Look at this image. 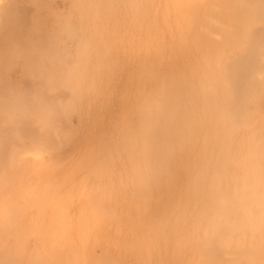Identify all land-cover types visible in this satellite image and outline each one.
I'll list each match as a JSON object with an SVG mask.
<instances>
[{
  "label": "rangeland",
  "instance_id": "obj_1",
  "mask_svg": "<svg viewBox=\"0 0 264 264\" xmlns=\"http://www.w3.org/2000/svg\"><path fill=\"white\" fill-rule=\"evenodd\" d=\"M201 3L0 0V264H264V0Z\"/></svg>",
  "mask_w": 264,
  "mask_h": 264
},
{
  "label": "bare ground",
  "instance_id": "obj_2",
  "mask_svg": "<svg viewBox=\"0 0 264 264\" xmlns=\"http://www.w3.org/2000/svg\"><path fill=\"white\" fill-rule=\"evenodd\" d=\"M201 1H203V0H200V3H201ZM204 1H205V0H204ZM204 1H203L200 5H203V4H204ZM207 1H209V0H207ZM211 1H212V0H211ZM191 2H192V1H191ZM196 2H197V0H196ZM207 3H208V2H207ZM212 3H213V2H212ZM212 3L210 2V6H211ZM190 5H191V4H190ZM212 5H213V4H212ZM192 7H193V6H192ZM200 7H202V6H200ZM205 7H207V6H204V8H205ZM197 9H198V8H197ZM212 9H213V7L211 8V10H212ZM202 10H203V9H202ZM206 10H208V9H206ZM211 10H210V12H212ZM190 11H191V10H190ZM192 11H193V10H192ZM195 11H196V10H195ZM208 11H209V10H208ZM196 13H197V11H196ZM202 13H203V14H202ZM215 13H216V12H215ZM218 13H219V12H218ZM223 13H224V12H223ZM211 14H213V13H211ZM211 14H210V15H211ZM221 14H222V13H221ZM191 15H192V14H190V17H191ZM197 15H198V14H196V17H197ZM200 15H201V20H200V19H199V20H200L201 22H199V24L196 22L198 25H200V27L198 26V27H199V28H198L199 30L196 29V30H197L196 33H198V36L196 35V37L199 38V36H200V35H199V32H200V34H201L202 36H204V37L206 38V40H207V38H209L208 41H206L204 38H202L203 40H205V42H204V41H201V42L204 43V44H208V42H211V44H210V43H209V44H210V46L212 45V47H213L212 41H213V43H214L213 35L215 34V32L213 33V26H214L213 24H216V23L219 22L218 20L215 19L218 15H217V16L215 15V16H216V17L214 18L215 21H213V16H212V15L210 16L209 13H207V12L205 11V9L203 10V12H201ZM192 16H193V15H192ZM193 17H195V16H193ZM196 17H195V18H196ZM198 17H199V16H198ZM218 17H219V16H218ZM218 17H217V18H218ZM195 18H193V19H195ZM199 18H200V17H199ZM221 18H222V17H221ZM225 18H226V17H225ZM193 19H192V20H193ZM189 20H190V19H189ZM222 20H223V19H222ZM227 20H228V19H227ZM187 21H188V20H187ZM193 21L195 22L196 20H193ZM216 21H217V22H216ZM214 22H215V23H214ZM229 22H230V21H229ZM187 23H188V22H187ZM189 23H190V22H189ZM197 24H196V26H197ZM230 24H231V22H230ZM230 24H229V25H230ZM219 25H220V23H219ZM226 25H227V21H226ZM192 26H193V25H192ZM222 26H223V25H222ZM178 27H179V26H178ZM215 27H217V26H215ZM190 28H191V27L189 26V29H190ZM220 28H222V27H220ZM229 28H230V27H229ZM189 29H188V31H189ZM214 29H216V28H214ZM218 29H219V28H218ZM225 29H226V28H225ZM227 29H228V28H227ZM234 29H235V28H234ZM228 30H229V29H228ZM198 31H199V32H198ZM215 31H216V30H215ZM221 31H222V30H221ZM232 31H233V30H232ZM176 32H177V31H176ZM194 32H195V31H194ZM225 32H226V31H225ZM225 32H222V33H225ZM229 32H230V31H229ZM234 32H235V31H234ZM177 33H178V32H177ZM216 33H217V32H216ZM220 33H221V32H220ZM180 34H181V33H180ZM218 34H219V32H218ZM229 34H230V33H229ZM235 34H236V33H235ZM235 34H234V35H235ZM178 35H179V33H178ZM215 35H217V34H215ZM224 35H225V34H224ZM237 35H238V34H237ZM180 36H183V38H184V35H180ZM188 36H189V35H188ZM220 36H222V35H220ZM194 37H195V36H194ZM224 37H225V36H224ZM229 37H230V36H229ZM229 37L227 36L228 39H229ZM179 38H180V37H179ZM183 38H181V39H183ZM185 38H186V37H185ZM230 38H231V37H230ZM185 40H186V39H185ZM191 40H193V39H191ZM199 40H200V38H199ZM210 40H211V41H210ZM225 40H226V39H225ZM230 40H231V39H230ZM194 41H195V40H194ZM226 41H227V40H226ZM185 42H186V41H185ZM192 42H193V41H192ZM192 42H191V43H192ZM206 42H207V43H206ZM202 43H200V45H201ZM215 43H216V41H215ZM182 44H183V43H182ZM193 44H194V43H193ZM225 44H226V43H225ZM228 44H229V43H228ZM228 44H227V45H228ZM236 44H237V43H236ZM185 45H186V43H185ZM185 45H184V46H185ZM195 45H196V44H195ZM202 45H203V44H202ZM202 45H201V46H202ZM214 45H215V44H214ZM187 46H188V45H187ZM201 46H200V47H201ZM203 46H204V48H205V46H208V45H203ZM210 46H208V49L212 48V47H210ZM219 46H220V45H219ZM225 46H226V45H225ZM233 46H234V45H233ZM196 47H197V46H196ZM186 48H187V47H186ZM236 48H237V47H236ZM236 48H235V49H236ZM206 49H207V48H206ZM208 49H207V51L210 52V50H208ZM228 49H229V48H228ZM173 50H174V49H173ZM196 50H197V49H196ZM204 50H205V49H202V47H201L200 52H201V51H204ZM211 50H213V48H212ZM232 50H233V49H232ZM197 51L199 52V50H197ZM207 51H206V52H205V51H204V52H201V54H202V53H203V55H204V53L209 54ZM178 52H179V51H178ZM180 52H181V51H180ZM220 52H221V51H220ZM229 52H230V51H229ZM196 53H197V52H196ZM221 53H222V52H221ZM242 53H243V51H242ZM177 54H178V53H177ZM210 54H212V53H210ZM210 54H209V55H210ZM179 55H181V54H179ZM182 55H183V54H182ZM182 55H181V56H182ZM186 55H187V54H186ZM205 55H206V54H205ZM205 55H204V56H205ZM173 56H174V53H173ZM187 56H188V55H187ZM196 56H197V55H196ZM207 56H208V55H206L205 58H207ZM211 56H212V55H211ZM211 56H208V57H211ZM168 57H169V56H168ZM184 57H185V56H184ZM188 57H189V56H188ZM193 57H194V56H193ZM219 57H220V56H219ZM219 57H218V58H219ZM153 58H154V57H153ZM200 58H201V56H200ZM202 58H203V57H202ZM212 58H213V57H212ZM227 58H228V57H227ZM160 59H161V58H160ZM160 59H159V60H160ZM167 59H168V58H167ZM195 59H197V58H195ZM234 59H235V58H234ZM161 60H162V59H161ZM180 60H181V59H180ZM189 60H190V59H189ZM203 60H204V59H203ZM148 61H149V60H148ZM148 61H147V62H148ZM166 61H167V60H166ZM173 61H174V60H173ZM205 61H206V60H205ZM207 61H208V60H207ZM216 61H217V60H216ZM237 61H238V60H237ZM237 61H236V62H237ZM242 61H243V60H242ZM203 62H204V61H203ZM223 62H224V61H223ZM223 62H222V63H223ZM233 62H234V61H233ZM244 62H245V61H244ZM177 63H178V62H177ZM183 63H185L186 65L189 66L188 62L186 63V60H185V62L183 61ZM197 63H198V61H197ZM208 63H210V62H208ZM225 63H226V62H225ZM239 63H240V62H239ZM155 64H156V63H155ZM159 64H160V63H159ZM181 64H182V63H181ZM202 64H203V63H202ZM229 64H230V62H229ZM244 64H245V63H244ZM177 65H178V64H177ZM186 65H184V66H186ZM193 65H194V64H193ZM204 65H205V64H203V66H204ZM206 65H207V64H206ZM206 65H205V67L208 66V65H207V66H206ZM217 65H218V64H217ZM241 65H242V64H241ZM150 66H151V65H150ZM152 66H153V65H152ZM163 66H164V65H163ZM188 66H187V68L189 69ZM196 66H197V65H196ZM209 66H210V65H209ZM209 66H208V67H209ZM218 66H219V65H218ZM236 66H237V65H236ZM173 67H174V66H173ZM179 67H180V66H179ZM223 67H224V66H223ZM239 67H240V66H239ZM147 68H148V67H147ZM150 68H151V67H150ZM154 68H155V67H154ZM177 68H178V66H177ZM190 68H191V67H190ZM242 68H244V67H242ZM203 69H204V68H203ZM206 69H207V68H206ZM238 69H239V68H238ZM146 70H147V69H146ZM152 70H153V69H152ZM162 70H163V69H162ZM193 70H194V69H193ZM234 70H236V69L234 68ZM175 71H176V70H175ZM220 71H221V70H220ZM220 71H219V72H220ZM223 71H224V70H223ZM230 71H231V70H230ZM156 72H157V71H156ZM167 72H168V71H167ZM194 72H196V71H194ZM203 72H204V71H203ZM205 72H206V71H205ZM227 72H228V71H227ZM231 72H232V71H231ZM191 73H192V72H191ZM235 73H236V72H235ZM181 74H182V73H181ZM194 74H195V73H194ZM151 75H152V74H151ZM151 75H150V76H151ZM201 75H202V74H201ZM203 75H204V74H203ZM210 75H211V73H210ZM222 75H223V74H222ZM230 75H231V74H230ZM239 75H240V74H239ZM169 76H170V75H169ZM228 76H229V75H228ZM152 77H153V76H152ZM177 77H179V76H177ZM194 77H195V76H194ZM199 77H200V76H199ZM207 77H208V76H207ZM243 77H244V76H243ZM243 77H241V78H243ZM247 77H248V76H247ZM203 78H205V77H202V79H203ZM209 78H210V77H209ZM224 78H225V77H224ZM183 79H184V78H183ZM188 79H189V78H188ZM230 79H231V78H230ZM154 80H155V79H154ZM173 80L175 81L176 79H173ZM181 81H182V80H181ZM190 81H191V80H190ZM239 81H240V80H239ZM241 81H242V80H241ZM170 82H171V81H170ZM203 82H204V81H203ZM207 82H208V81H207ZM209 82H210V81H209ZM243 82L245 83L246 80L243 81ZM182 83H183V81H182ZM188 83H189V81H188ZM199 83H200V82H199ZM227 83H228V82H227ZM244 83H243V84H244ZM174 84H175V83H174ZM180 84H181V83H180ZM189 84H190V83H189ZM189 84H188V85H189ZM192 84H193V83H192ZM201 84H202V83H201ZM210 84H211V83H210ZM224 84H225V83H224ZM225 85H226V84H225ZM173 86H174V85H173ZM190 86H191V85H190ZM193 86H194V85H193ZM198 86H199V85H198ZM230 86H231V85H230ZM165 87H166V86H165ZM177 87H178V86H177ZM182 87H183V86H182ZM188 87H189V86H188ZM194 87H195V86H194ZM202 87H203V86H202ZM202 87H201V88H202ZM209 87H210V85H209L208 87H206V88H208V89L210 90L211 87H210V88H209ZM142 88H143V87H142ZM166 88H167V87H166ZM189 88H190V87H189ZM199 88H200V87H199ZM212 88H213V87H212ZM224 88H225V87H224ZM184 89H185V88H184ZM215 89H216V88H215ZM215 89H214V91L212 90V92H214V94H213L214 96H215V94H216L215 91L217 90V89H216V90H215ZM230 89H231V88H230ZM192 90H193V89H192ZM228 90H229V89H228ZM148 91H149V90H148ZM201 91H202V90H201ZM203 91H204V90H203ZM203 91H202V94H203ZM220 91H221V90H220ZM226 91H227V90H226ZM236 91H237V90H236ZM186 92H187V91H186ZM188 92H189V91H188ZM208 92L210 93V91H208ZM224 92H225V91H224ZM160 93H161V92H160ZM179 93H180V92H179ZM197 93H198V92H197ZM200 93H201V92H200ZM200 93H199V94H200ZM227 93H228V92H227ZM245 93H246V92H245ZM149 94H150V93H149ZM147 95H148V94H147ZM161 95H162V94H161ZM166 95H167V94H166ZM204 95H205V94H204ZM206 95H207V94H206ZM229 95H230V94H229ZM163 96H164V95H163ZM177 96H178V95H177ZM186 96H187V95H186ZM208 96H209V95H208ZM211 96H212V95H211ZM227 96H228V95H227ZM231 96H232V95H230V97H231ZM144 97H145V96H144ZM144 97H143V98H144ZM149 97H150V96H149ZM164 97H165V96H164ZM200 97H201V96H200ZM204 97H205V96H204ZM212 97H213V96H212ZM216 97H218V96H216ZM238 97H239V96H238ZM143 98H142V99H143ZM161 98H162V97H161ZM197 98H198V96H197ZM197 98H196V99H197ZM209 98H210V97H209ZM223 98H224V97H223ZM223 98H222V99H223ZM144 99H145V98H144ZM215 99H216V98H215ZM226 99H227V98H226ZM148 100H149V99H148ZM174 100H175V99H174ZM203 100H204V99H203ZM213 100H214V99H213ZM168 101H169V100H168ZM179 101H180V100H179ZM188 101H189V100H188ZM196 101H198V100H196ZM201 101H202V100H201ZM221 101H222V100H221ZM224 101H225V100H224ZM227 101H228V100H227ZM227 101H226V102H227ZM185 102H186V101H185ZM203 102H207V101H203ZM235 102H236V101H235ZM164 103H165V101H164ZM180 103H181V102H180ZM187 103H189V102H187ZM201 103H202V102H201ZM220 103H221V102H220ZM220 103H219V104H220ZM183 104H184V103H183ZM215 104H216V103H215ZM149 105H150V104H149ZM188 105H189V104H188ZM225 105H226V104H225ZM153 106H154V105H153ZM157 106H158V105H157ZM162 106H163V104H162ZM178 106H179V105H178ZM242 106H243V105H242ZM149 107H150V106H149ZM182 107H183V106H182ZM189 107H190V106H189ZM215 107H216V106H215ZM217 107H218V106H217ZM221 107H222V106H221ZM245 107H246V106H245ZM170 108H171V107H170ZM243 108H244V107H243ZM147 109L150 110L149 108H147ZM190 109H191V108H190ZM208 109H209V108H208ZM148 110H147V111H148ZM156 110H157V109H156ZM165 110H166V109H165ZM171 110H172V109H171ZM188 110H189V109H188ZM203 110H204V109H203ZM203 110H202V112H203ZM214 110L216 111V109H214ZM222 110H223V108H222ZM191 111H192V110H191ZM208 111H209V110H208ZM208 111H207V112H208ZM212 111H213V110H212ZM212 111H211V112H212ZM238 111H240V110H238ZM158 112H159V111H158ZM161 112H162V111H161ZM216 112H217V111H216ZM208 113H209V112H208ZM219 113H220V112H219ZM219 113H218V114H219ZM232 113H233V112H232ZM162 114H163V113H162ZM164 114H165V113H164ZM169 114H171V113L169 112ZM173 114H174V113H173ZM204 114H206V113H204ZM210 114H211V113H210ZM214 114H215V113H214ZM194 115H195V114H194ZM230 115H231V114H230ZM245 115H246V114H245ZM142 116H143V115H142ZM145 116H146V115H145ZM163 116H164V115H163ZM168 116H169V115H168ZM168 116H167V117H168ZM177 116H178V114H177ZM183 116H184V115H183ZM188 116H189V115H188ZM198 116H199V115H198ZM201 116H203V115H201ZM204 116H205V115H204ZM209 116H210V115H209ZM211 116H212V115H211ZM240 116H241V115H240ZM169 117H170V116H169ZM172 117H173V116H172ZM172 117H171V118H172ZM189 117H190V116H189ZM213 117H214V116H213ZM213 117H212V118H213ZM233 117H234V116H233ZM244 117H245V116H244ZM174 118H176V117H174ZM179 118H180V117H179ZM198 118H199V117H198ZM204 118H205V117H204ZM214 118H215V117H214ZM242 118H243V117H242ZM242 118H241V119H242ZM245 118H246V117H245ZM150 119H152V118H150ZM167 119H168V118H167ZM167 119H166V120H167ZM177 119H178V117H177ZM187 119H188V118H187ZM194 119H195V118H194ZM219 119H220V117H219ZM243 119H244V118H243ZM199 120H200V119H199ZM217 120H218V119H217ZM220 120H221V119H220ZM156 121H157V120H156ZM156 121H155V122H156ZM172 121H173V120H172ZM180 121H181V120H180ZM245 121H246V120H245ZM245 121H244V122H245ZM175 122H176V121H175ZM189 122H190V118H189ZM224 122H225V120H224ZM242 122H243V121H242ZM183 123H184V122H183ZM200 123H201V122H200ZM216 123H217V122H216ZM231 123H232V122H231ZM149 124H150V123H149ZM180 124H181V123H180ZM196 124H197V123H196ZM198 124H199V123H198ZM221 124H222V123H221ZM232 124H233V123H232ZM234 124H235V123H234ZM166 125H167V124H166ZM174 125H175V124H174ZM202 125H203V124H202ZM208 125H210V124H208ZM215 125H216V124H215ZM222 125H223V124H222ZM139 126H140V125H139ZM163 126H164V124H163ZM175 126H176V125H175ZM177 126H178V125H177ZM216 126H217V125H216ZM234 126H235V125H234ZM236 126H237V125H236ZM155 127H156V126H155ZM173 127H174V126H173ZM213 127H214V126H213ZM219 127H220V126H219ZM164 128H165V126H164ZM179 128H180V127H179ZM189 128H190V127H189ZM201 128H203V127L201 126ZM206 128H207V127H206ZM206 128H205V129H206ZM215 128H216V127H215ZM217 128H218V127H217ZM139 129H140V127H139ZM157 129H158V128H157ZM166 129H167V126H166ZM166 129H164V130H166ZM223 129H224V127H223ZM225 129H226V128H225ZM200 130H201V129H200ZM180 131H181V129H180ZM180 131H179V132H180ZM196 131H197V130H196ZM209 131H210V130H209ZM209 131H208V132H209ZM216 131H217V130H216ZM145 132H146V131H145ZM148 132H149V131H148ZM156 132H157V131H156ZM156 132H155V134H156ZM194 132H195V131H194ZM152 133H153V131H152ZM165 133H166V131H165ZM180 133H181V132H180ZM182 133H183V130H182ZM200 133H201V131H200ZM202 133H203V132H202ZM204 133H205V132H204ZM223 133H224V132H223ZM229 133H230V131H229ZM159 134H160V133H159ZM167 134H168V132H167ZM184 134H185V133H184ZM220 134H221V133H220ZM145 135H146V134H145ZM191 135H192V134H191ZM200 135H201V134H200ZM148 136H149V135H148ZM161 136H162V135H161ZM182 136H184V135H182ZM195 136L197 137V135H194V137H195ZM204 136H205V135H204ZM206 136H207V135H206ZM154 137H155V136H154ZM173 137H174V136H173ZM189 137H190V135H189ZM191 137H192V136H191ZM191 137H190V139H191ZM221 137H222V135L220 136V138H221ZM167 138H168V137H167ZM178 138H179V137H178ZM192 138H193V137H192ZM202 138H203V137H202ZM144 139H145V137H144ZM147 139H148V138H147ZM169 139H170V136H169ZM169 139H168V140H169ZM176 139H177V138H176ZM197 139H198V138H197ZM209 139H210V138H209ZM215 139H216V138H215ZM242 139H243V138H242ZM178 140H179V139H178ZM186 140H187V139H186ZM194 140H195V138H194ZM210 140H211V139H210ZM243 140H244V139H243ZM153 141H155V140H153ZM170 141H171V140H170ZM187 141H188V140H187ZM187 141H186V142H187ZM191 141H192V140H191ZM208 141H209V140H208ZM212 141H213V140H212ZM240 141H241V140H240ZM162 142H163V141H161V143H162ZM179 142H180V141H179ZM196 142H197V141H196ZM205 142H206V140H205ZM237 142H238V141H237ZM183 143H184V142H183ZM187 143H188V142H187ZM189 143H190V142H189ZM191 143H192V142H191ZM225 143H226V142H225ZM230 143H231V142H230ZM240 143H241V142H240ZM138 144H139V143H138ZM201 144H202V142H201ZM237 144H238V143H237ZM176 145H177V144H176ZM178 145H179V143H178ZM182 145H183V144H182ZM193 145H194V144H193ZM197 145H198V144H197ZM206 145H207V142H206ZM208 145H209V144H208ZM211 145H212V144H211ZM219 145H220V144H219ZM224 145H225V144H224ZM151 146H152V144H151ZM188 146H189V145H188ZM215 146H216V145H215ZM165 147H166V146H165ZM178 147H179V146H178ZM183 147H184V146H183ZM206 147H208V146H206ZM211 147H212V146H211ZM227 147H228V146H227ZM229 147H231V146H229ZM149 148H150V147H149ZM185 148H186V146H185ZM200 148H201V147H200ZM220 148H221V147H220ZM155 149H156V148H155ZM186 149H187V148H186ZM211 149H212V148H211ZM239 149H240V148H239ZM178 150H179V149H178ZM178 150H177V151H178ZM192 150H193V148H192ZM192 150H191V151H192ZM198 150H199V149H198ZM207 150H208V149H207ZM218 150H219V149H218ZM221 150H222V149H221ZM221 150H220V151H221ZM227 150H228V148H227ZM152 151H154V150H152ZM164 151H165V150H164ZM193 151H194V150H193ZM148 152H150V151H148ZM165 152H166V151H165ZM186 152H187V151H186ZM188 152H190V150H189ZM206 152H207V151H206ZM218 152H219V151H218ZM197 153L199 154V151H197ZM200 153H201V152H200ZM221 153H222V152H221ZM223 153H224V152H223ZM228 153H229V152H228ZM233 153H234V152H233ZM159 154H160V153H159ZM162 154H163V153H162ZM198 154H197V156H198ZM208 154H209V153H208ZM186 155H187V154H186ZM188 155H189V154H188ZM192 155H194V154H192ZM209 155L212 156L211 154H209ZM225 155H226V153H225ZM163 156H164V155H163ZM216 156L218 157L219 155H216ZM233 156H234V155H233ZM155 157H156V156H155ZM188 157H190V156H188ZM224 157H225V156H224ZM227 157H228V156H227ZM237 157H238V156H237ZM145 158H146V157H145ZM147 158H148V157H147ZM151 158H153V157H151ZM190 158H191V157H190ZM202 158H204V157H202ZM210 158H211V157H210ZM210 158H209V159H210ZM157 159H158V158H157ZM161 159H162V158H161ZM186 159H187V158H186ZM197 159H198V158H197ZM225 159H226V158H225ZM230 159H231V158H230ZM238 159H239V158H238ZM190 160H191V159H190ZM190 160H189V161H190ZM192 160H193V156H192ZM198 160H199V159H198ZM207 160H208V159H207ZM210 160H211V159H210ZM231 160H232V159H231ZM187 161H188V160H187ZM187 161H186V163H187ZM193 161H194V160H193ZM223 161H224V159H223ZM232 161H233V160H232ZM237 161H238V160H237ZM154 162H155V161H154ZM157 162H158V161H157ZM198 162H199V161H198ZM198 162H197V163H198ZM210 162H211V161H210ZM214 162H215V161H214ZM239 162H240V161H239ZM150 163H151V162H150ZM189 163H190V162H189ZM204 163H205V162H204ZM221 163H222V162H221ZM194 164H195V163H194ZM201 164H202V163H201ZM201 164H200V166H201ZM219 164H220V163H219ZM235 164H236V163H235ZM159 165H160V164H159ZM175 165H176V163H175ZM186 165H187V164H186ZM203 165H204V164H203ZM221 165H222V164H221ZM225 165H226V164H225ZM237 165H238V164H237ZM188 166H189V165H188ZM191 166H192V164H191ZM200 166L198 167L199 169H200ZM204 166H205V165H204ZM222 166H223V165H222ZM222 166L220 167V168H221V169H220L221 172L223 171V170H222ZM238 166H239V165H238ZM246 166H247V165H246ZM149 167H150V166H149ZM205 167H206V166H205ZM169 168H172V167L169 166ZM175 168H176V167H175ZM181 168L183 169V167H181ZM194 168H195V165H194ZM215 168H216V167H215ZM223 168H224V167H223ZM161 169H162V168H161ZM167 169H168V168H167ZM212 169H213V167H212ZM175 170H176V169H175ZM191 170H192V169H191ZM205 170H206V168H205ZM216 170H217V169H216ZM148 171H149V170H148ZM151 171H152V170H151ZM182 171H184V170H182ZM195 171H196V170H195ZM233 171H234V170H233ZM146 172H147V171H146ZM189 172H190V171H189ZM192 172H193V171H192ZM204 172H206V171H204ZM214 172H215V171H214ZM214 172H212L213 175H214ZM181 174H183V173H181ZM190 174H191V173H190ZM204 174L206 175V173H204ZM215 174H216V173H215ZM150 175H151V174H150ZM152 175H153V174H152ZM169 175H170V174H169ZM179 175H180V173H179ZM184 175H185V174H184ZM194 175H195V174H194ZM197 175H198V174H197ZM199 175H200V174H199ZM217 175H218V174H217ZM221 175H222V174H221ZM243 175H244V174H243ZM166 176H167V175H166ZM185 176H186V175H185ZM210 176H211V175H210ZM171 177H172V175H171ZM173 177H174V175H173ZM187 177H188V176H187ZM199 177H200V176H199ZM216 177H217V176H216ZM225 177H226V176H225ZM148 178H149V177H148ZM151 178H152V177H151ZM191 178H192V177H191ZM202 178H203V177H202ZM205 178H206V176H205ZM207 178H208V177H207ZM160 179H161V178H160ZM165 179H167V178L165 177ZM179 179H180V177H179ZM186 179H188V178H186ZM186 179H185V180H186ZM212 179H214V178H212ZM147 180H148V179H147ZM151 180H152V179H151ZM153 180H154V178H153ZM169 180H171V179H169ZM175 180H176V177H175ZM199 180H200V178H199ZM202 180H203V179H202ZM244 180H245V178H244ZM178 181H179V180H178ZM178 181H177V183H178ZM134 182H135V181H134ZM151 182H152V181H151ZM180 182H181V181H180ZM135 183H136V182H135ZM138 183H139V182H138ZM138 183H137V184H138ZM141 183H142V181H141ZM148 183H149V182H148ZM165 183H166V182H165ZM171 183H172V182H171ZM173 183H174V182H173ZM173 183H172V185H173ZM197 183H198V182H197ZM207 183H208V182H207ZM209 183H210V181H209ZM209 183H208V184H209ZM213 183H214V182H213ZM219 183H220V182H219ZM244 183H245V182H244ZM258 183H259V182H257V184H258ZM130 184H131V183H130ZM184 184H185V183H184ZM187 184H188V183H187ZM187 184H186V187H187ZM174 185H175V184H174ZM176 185H177V184H176ZM188 185H190V184H188ZM235 185H236V184H235ZM147 186H148V184H147ZM159 186H160V185H159ZM180 186H181V185H180ZM205 186H207V185H205ZM208 186H210V185H208ZM212 186H213V185L211 184L210 188H211ZM219 186H220V184H219ZM132 187H133V184H132ZM148 187H149V186H148ZM167 187H169V185H168ZM172 187H173V186H172ZM195 187H196V186H195ZM200 187H201V186H200ZM216 187H217V186H216ZM255 187H256V186H255ZM177 188H178V187H177ZM180 188H181V187H180ZM183 188L185 189V187H183ZM197 188H198V187H197ZM249 188H250V187H249ZM175 189H176V188H175ZM184 189H183V190H184ZM194 189H195V188H194ZM211 189H212V188H211ZM211 189L209 190V188H208V190H209L210 193H212V192H211ZM169 190H170V189H169ZM186 190H188V187L186 188ZM195 190H196V189H195ZM202 190H203V188H202ZM235 190H236V189H235ZM256 190H257V189H256ZM123 191H124V190H123ZM162 191H163V190H162ZM253 191H254V190H253ZM136 192H138V191H136ZM139 192H140V191H139ZM174 192H175V191H174ZM179 192H180V191H179ZM195 192H196V191H194V193H195ZM200 192H201V191H200ZM206 192H207V191H206ZM215 192H218V191L216 190ZM220 192H221V190H220ZM255 192H256V191H255ZM185 193H186V192H185ZM185 193H184V194H185ZM194 193H193V194H194ZM218 193H219V192H218ZM166 194H168V192H167ZM172 194H173V192H172ZM176 194H177V193H176ZM184 194H183V195H184ZM250 194H251V193H250ZM259 194H260V193H259ZM168 195H169V194H168ZM178 195H179V193H178ZM216 195H217V194H216ZM243 195H244V193H243ZM262 195H263V194H262ZM165 196H166V195H165ZM194 196H197V195L195 194ZM194 196H193V197H194ZM221 196H223V195H221ZM226 196H227V195H226ZM235 196H236V195H235ZM235 196H234V197H235ZM238 196H239V195H238ZM252 196H253V195H252ZM166 197H167V196H166ZM179 197H180V196H179ZM179 197H178V198H179ZM184 197H185V196H184ZM187 197H188V196H187ZM198 197H199V195H198ZM198 197H197V198H198ZM216 197H218V196H216ZM234 197H232V198H234ZM249 197H250V196H249ZM249 197H248V198H249ZM259 197H261V196H259ZM262 197L264 198V196H262ZM159 198H160V197H159ZM170 198H171V197H170ZM189 198H190V197H189ZM218 198H219V197H218ZM230 198H231V197H230ZM239 198H240V197H238V199H239ZM174 199H175V198H174ZM187 199H188V198H187ZM202 199H203V198H202ZM234 199H235V198H234ZM240 199H241V198H240ZM244 199H245V198H244ZM250 199H251V198H250ZM200 200H201V199H200ZM212 200H213V199H212ZM232 200H233V199H232ZM236 200H237V199H236ZM248 200H249V199H248ZM263 200H264V199H263ZM157 201H158V200H157ZM183 201H184V200H183ZM185 201H186V200H185ZM194 201H196V200H194ZM230 201H231V200H230ZM242 201H243V198H242ZM244 201H246V200H244ZM252 201H253V200H252ZM260 201H261V200H260ZM212 202H213V201H211V203H212ZM236 202H237V201H236ZM236 202H234V203H236ZM240 202H241V201H240ZM253 202H254V201H253ZM258 202H259V201H258ZM164 203H165V202H164ZM167 203H168V200H167ZM171 203H172V202H171ZM173 203H174V202H173ZM188 203H189V202H188ZM211 203H210V204H211ZM247 203H249V202L247 201ZM251 203H252V202H251ZM168 204H169V203H168ZM168 204H167V205H168ZM204 204H205V203H204ZM221 204H222V203H221ZM236 204L239 205V203H236ZM262 204H263V202H262ZM177 205H178V204H177ZM180 205H181V204H180ZM192 205H193V203H192ZM208 205H209V204H208ZM212 205H213V203H212ZM216 205H217V204H216ZM149 206H150V205H149ZM160 206H161V205H160ZM172 206H173V205H172ZM174 206H175V205H174ZM184 206H185V205H184ZM184 206H183V207H184ZM202 206H203V205H202ZM204 206H205V205H204ZM214 206H215V205H214ZM227 206H228V205H227ZM249 206H250V205H249ZM259 206H260V205H259ZM185 207H186V206H185ZM192 207H193V206H192ZM198 207H199V206H198ZM207 207H208V206H207ZM261 207H262V206H260V208H261ZM155 208H156V207H155ZM172 208H173V207H172ZM187 208H188V207H187ZM208 208H209V207H208ZM210 208H211V207H210ZM217 208H218V207H217ZM260 208H259V209H260ZM189 209H190V208H189ZM189 209H188V210H189ZM191 209H192V208H191ZM200 209H201V208H200ZM215 209H216V208H215ZM218 209L220 210V208H218ZM231 209H233V207H232ZM236 209H237V208H236ZM236 209H234V210H236ZM253 209H254V208H253ZM148 210H149V209H148ZM155 210H156V209H155ZM155 210H154V212H155ZM201 210H202V209H201ZM203 210H204V209H203ZM247 210H249V208H248ZM165 211H166V210H165ZM171 211H172V210H171ZM181 211H182V210H181ZM190 211H191V210H190ZM196 211H197V210H196ZM255 211H256V210H255ZM257 211H258V210H257ZM151 212H152V211H151ZM191 212H192V211H191ZM200 212H201V211H200ZM215 212H216V211H215ZM224 212H225V211H224ZM246 212H248V211H246ZM252 212H253V211H252ZM158 213H159V212H158ZM161 213H162V212H161ZM184 213H185V212H184ZM195 213H196V212H195ZM201 213H202V212H201ZM201 213H200V214H201ZM204 213H205V212H204ZM155 214H156V213H155ZM181 214H183V213H181ZM185 214H186V213H185ZM185 214H184V215H185ZM210 214H211V213H210ZM247 214H248V213H247ZM162 215H163V214H162ZM196 215H198V214H196ZM245 215H246V214H245ZM179 216H180V215H179ZM205 216H206V215H205ZM183 217H184V216H183ZM199 217H200V216H199ZM211 217H213V216H211ZM223 217H224V216H223ZM247 217H248V216H246V219H248ZM181 218H182V217H181ZM188 218H189V217H188ZM193 218L195 219V217H193ZM206 218H207V217H206ZM225 218H226V217H225ZM257 218H258V217H257ZM257 218H255V219L257 220ZM260 218H261V217H259V219H260ZM153 219H154V218H153ZM198 219H199V218H198ZM200 219H201V218H200ZM204 219H205V218H204ZM252 219H254V217H253ZM261 219H262V218H261ZM202 220H203V219H202ZM215 220H216V219H215ZM250 220H251V219H250ZM177 221H178V220H177ZM200 221H201V220H199V222H200ZM205 221H206V220H205ZM207 221L209 222L208 219H207ZM213 221H214V220H213ZM213 221H212V222H213ZM248 221H249V220H248ZM263 221H264V220H263ZM148 222H149V221H148ZM148 222H147V223H148ZM150 222H151V221H150ZM166 222H167V221H166ZM175 222H176V221H175ZM208 222H207V223H208ZM212 222H211V223H212ZM228 222H229V220H228ZM183 223H184V222H183ZM213 223H214V222H213ZM217 223H218V222L215 223V226H216ZM219 223H220V222H219ZM225 223H226V222L224 221V224H225ZM231 223H232V222H231ZM246 223H247V222H246ZM253 223H254V222H253ZM262 223H263V222H262ZM165 224H166V223H165ZM250 224H251V223H250ZM194 225H195V224H193V226H194ZM196 225H197V224H196ZM208 225H209V224H208ZM217 225H218V224H217ZM199 226H200V225H198V227H199ZM218 226H219V225H218ZM227 226H228V225H227ZM256 226H258V223L256 224ZM149 227H151V226H149ZM171 227H172V226H171ZM194 227H196V226H194ZM220 227H221V226H220ZM229 227H230V226H229ZM229 227H228V228H229ZM248 227H249V226H248ZM192 228H193V227H192ZM209 228H211V226H210ZM215 228H216V227H215ZM224 228H225V226H224ZM232 228H233V227H232ZM232 228H231V229H232ZM225 229L227 230V228H225ZM231 229H229V231H230ZM253 229H254V228H253ZM257 229H258V228H257ZM142 230H143V229H142ZM142 230H141L140 232H142ZM163 230H164V229H163ZM163 230H161V231H163ZM174 230H175V229H174ZM185 230H186V228H185ZM192 230H194V229H192ZM211 230H212V229H211ZM216 230H217V229H216ZM237 230H238V229H237ZM177 231H178V230H177ZM180 231H181V230H179V232H180ZM183 231H184V230H183ZM188 231H190V230L188 229ZM204 231H205V230H204ZM213 231H214V230H213ZM179 232H178V234H179ZM184 232H185V231H184ZM216 232H217V231H214V233L211 234V237H212V235H214ZM257 232H258V231H257ZM192 233H193V232H192ZM210 233H211V232H210ZM219 233H220V232H219ZM224 233H226V232H224ZM227 233H228V232H227ZM188 234H189V233H188ZM202 234H203V232H202ZM206 234H208V232H206ZM216 234H217V233H216ZM148 235H149V234H148ZM181 235H182V234H181ZM186 235H187V233H186ZM197 235H198V234H197ZM208 235H209V234H208ZM217 235L220 236V234H217ZM225 235H226V234H225ZM250 235H251V234H250ZM139 236H140V235H139ZM149 236H151V235H149ZM188 236H189V235H188ZM188 236H186V237H188ZM190 236H194V235L191 234ZM203 236L205 237V235H203ZM221 236H222V235H221ZM146 237H147V236H146ZM166 237H167V236H166ZM213 237L215 238V236H213ZM223 237H225L224 234H223ZM223 237H222V238H223ZM231 237H232V236H231ZM253 237H254V236H253ZM142 238H143V237H142ZM149 238H150V237H149ZM181 238H182V237H181ZM198 238H199V237H198ZM250 238H251V237H250ZM144 239H145V238H144ZM175 239H176V238H175ZM201 239H202V238H201ZM201 239H200V240H201ZM219 239H220V238H219ZM257 239H258V238H257ZM140 240H141V238H140ZM159 240H160V239H159ZM216 240H217V239H216ZM255 240H256V239H255ZM259 240H260V239H259ZM194 241H195V240H194ZM194 241H193V242H194ZM196 241H197V240H196ZM209 241H210V240H209ZM214 241H215V240H214ZM220 241H221V240H220ZM146 242H147V241H146ZM148 242H149V241H148ZM164 242H165V241H164ZM186 242H187V241H186ZM203 242H204V241H203ZM215 242H216V241H215ZM221 242H222V241H221ZM250 242H251V241H250ZM258 242H259V241H257L256 243H258ZM176 243H177V242H176ZM181 243H182V242H181ZM194 243H195V242H194ZM204 243H206V242H204ZM204 243H202V244H204ZM259 243H260V242H259ZM263 243H264V242H263ZM139 244H140V243H139ZM141 244H142V243H141ZM166 244H167V243H166ZM179 244H180V243H179ZM184 244H185V243H184ZM186 244H187V243H186ZM191 244H192V243H191ZM198 244H199V243H198ZM207 244L210 245V246H212V245L209 244V243H207ZM214 244H215V243H214ZM241 244H242V243H241ZM251 244H252V243H251ZM164 245H165V244H164ZM200 245H201V242H200ZM205 245H206V244H205ZM216 245H217V244H216ZM254 245H255V244H254ZM125 246H126V245H125ZM147 246H148V245H147ZM176 246H177V244H176ZM179 246H180V245H179ZM182 246H183V245H182ZM186 246H187V245H186ZM191 246H194V245H191ZM196 246H197V242H196ZM258 246H259V245H258ZM116 247H117V246H116ZM129 247H130V246H128V248H129ZM183 247H184V246H183ZM199 247H200V246H199ZM205 247H207V246H204V248H205ZM245 247H246V245H245ZM252 247H253V246H252ZM123 248H124V246H123ZM134 248H135V247H134ZM178 248H179V247H178ZM190 248H191V247H190ZM190 248H189V249H190ZM207 248H208V247H207ZM240 248H241V247H240ZM259 248H260V247H259ZM138 249H139V248H138ZM145 249H146V248H145ZM193 249H195V248H193ZM197 249L199 250V248H197ZM219 249H220V248H218V250H219ZM222 249H223V251H224V248H222ZM234 249H235V248H234ZM257 249H258V248H257ZM140 250H141V249H140ZM254 250H255V248H254ZM254 250H253V251H254ZM190 251H191V250H190ZM194 251H195V250H194ZM194 251L192 250V252H194ZM226 251H227V249H226ZM234 251H235V250H234ZM249 251H251V250L249 249ZM130 252H131V251H130ZM158 252H160V250H158ZM207 252H208V250H207ZM207 252H206V254H207ZM131 253H132V252H131ZM140 253H141V252H140ZM195 253H196V252H195ZM200 253H203V252H200ZM208 253H209V252H208ZM238 253H239V252H238ZM238 253H237V254H238ZM244 253H245V252H244ZM257 253H258V252H257ZM134 254H135V253H134ZM136 254H137V253H136ZM189 254H190V253H189ZM198 254H199V253H198ZM206 254H204V255H206ZM223 254H224V252H223ZM240 254H241V252H240ZM242 254H243V253H242ZM247 254H248V253H247ZM158 255H159V254H158ZM183 255H184V254H183ZM199 255H201V254H199ZM221 255H222V254H221ZM227 255H228V254H227ZM227 255H226V256H227ZM230 255H232V254H230ZM235 255H236V254H235ZM251 255H252V254H251ZM122 256H123V255H122ZM237 256H238V255H237ZM242 256H243V255H242ZM256 256H257V255H256ZM256 256H255V257H256ZM263 256H264V254H263ZM106 257H107V256H106ZM110 257H111V256H110ZM135 257H136V256H135ZM192 257H193V255H192ZM195 257H196V256H195ZM198 257H201V256H198ZM198 257H197V258H198ZM213 257H214V256H213ZM218 257H219V256H218ZM222 257H223V255H222ZM243 257H244V256H243ZM255 257H254V258H255ZM258 257H259V255H258ZM190 258H191V257H190ZM203 258H204V257H202V259H203ZM208 258H209V257H208ZM235 258H236V257H235ZM240 258H241V257H240ZM254 258H253V259H254ZM124 259H125V258H124ZM133 259H134V258H133ZM212 259H213V258H212ZM245 259H246V258H245ZM247 259H248V258H247ZM256 259H257V258H256ZM259 259H260V258H259ZM138 260H139V259H138ZM189 260H190V262H191V259H189ZM195 260H196V259H195ZM199 260H200V259H199ZM205 260H206V259H205ZM207 260H208V259H207ZM207 260H206V261H207ZM220 260H221V259H220ZM230 260H231V259H230ZM251 260H252V259H251ZM131 261H132V260H131ZM192 261H193V260H192ZM197 261H198V260H197ZM200 261H201V260H200ZM210 261H212V260H210ZM217 261H218V260H217ZM233 261H235V259H234ZM247 261H249V260H247ZM247 261H246V262H247ZM257 261L259 262V260H257ZM257 261H256V262H257ZM261 261H262V260H261ZM195 262H196V261H195ZM202 262H203V261H202ZM202 262H201V264H202ZM219 262H220V261H219ZM219 262H218V263H219ZM221 262L223 263V261H221ZM230 262H231V261H230ZM123 263H124V262H123ZM137 263H139V261H138ZM193 263H194V261H193ZM197 263H198V262H197ZM197 263H196V264H197ZM232 263H233V262H232ZM250 263H251V262H250ZM188 264H190V263L188 262ZM205 264H206V263H205ZM211 264H213V262H212ZM226 264H227V262H226Z\"/></svg>",
  "mask_w": 264,
  "mask_h": 264
}]
</instances>
